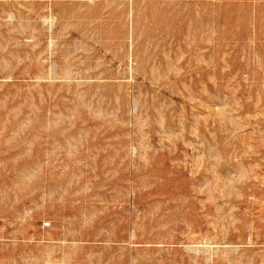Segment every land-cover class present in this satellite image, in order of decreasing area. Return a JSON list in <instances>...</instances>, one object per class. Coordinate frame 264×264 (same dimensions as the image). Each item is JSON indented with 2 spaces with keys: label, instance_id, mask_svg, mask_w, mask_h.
<instances>
[{
  "label": "rangeland",
  "instance_id": "obj_1",
  "mask_svg": "<svg viewBox=\"0 0 264 264\" xmlns=\"http://www.w3.org/2000/svg\"><path fill=\"white\" fill-rule=\"evenodd\" d=\"M0 264H264V0H0Z\"/></svg>",
  "mask_w": 264,
  "mask_h": 264
}]
</instances>
